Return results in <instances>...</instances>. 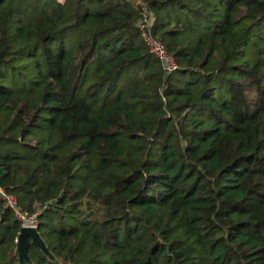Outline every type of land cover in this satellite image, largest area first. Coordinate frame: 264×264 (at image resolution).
<instances>
[{
    "label": "trees",
    "instance_id": "1",
    "mask_svg": "<svg viewBox=\"0 0 264 264\" xmlns=\"http://www.w3.org/2000/svg\"><path fill=\"white\" fill-rule=\"evenodd\" d=\"M0 185L32 264H264V0H0Z\"/></svg>",
    "mask_w": 264,
    "mask_h": 264
},
{
    "label": "built area",
    "instance_id": "2",
    "mask_svg": "<svg viewBox=\"0 0 264 264\" xmlns=\"http://www.w3.org/2000/svg\"><path fill=\"white\" fill-rule=\"evenodd\" d=\"M154 24V14L148 10H144V12H142V18L138 22L137 27L150 53L159 60L165 73L169 75L173 74L180 69V66L174 56L170 54L165 44L153 35L152 30ZM0 199L3 202L4 208L14 212L22 227H39L40 210L32 214L23 211L18 204L16 196L1 185Z\"/></svg>",
    "mask_w": 264,
    "mask_h": 264
},
{
    "label": "water",
    "instance_id": "3",
    "mask_svg": "<svg viewBox=\"0 0 264 264\" xmlns=\"http://www.w3.org/2000/svg\"><path fill=\"white\" fill-rule=\"evenodd\" d=\"M31 245H35L42 250V252L49 256L51 260H54V256L50 253L47 245L42 240L38 228L22 227L21 232L17 239L16 253L18 256L19 264H32L29 248Z\"/></svg>",
    "mask_w": 264,
    "mask_h": 264
},
{
    "label": "rangeland",
    "instance_id": "4",
    "mask_svg": "<svg viewBox=\"0 0 264 264\" xmlns=\"http://www.w3.org/2000/svg\"><path fill=\"white\" fill-rule=\"evenodd\" d=\"M144 78H146V77H144ZM140 114V113H139ZM141 117H143V116H141ZM147 121L149 120V118H148V116H145L144 117ZM149 122H150V120H149ZM151 123V122H150Z\"/></svg>",
    "mask_w": 264,
    "mask_h": 264
},
{
    "label": "crops",
    "instance_id": "5",
    "mask_svg": "<svg viewBox=\"0 0 264 264\" xmlns=\"http://www.w3.org/2000/svg\"><path fill=\"white\" fill-rule=\"evenodd\" d=\"M58 1H59L60 3H62V4L66 2V0H64V1H62V0H58Z\"/></svg>",
    "mask_w": 264,
    "mask_h": 264
}]
</instances>
